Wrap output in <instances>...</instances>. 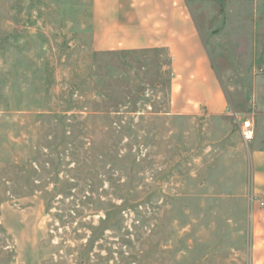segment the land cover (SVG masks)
Returning <instances> with one entry per match:
<instances>
[{"label":"rangeland","instance_id":"rangeland-1","mask_svg":"<svg viewBox=\"0 0 264 264\" xmlns=\"http://www.w3.org/2000/svg\"><path fill=\"white\" fill-rule=\"evenodd\" d=\"M187 4L221 114L171 110L166 53L98 44L94 0H0V264H264V0Z\"/></svg>","mask_w":264,"mask_h":264},{"label":"crops","instance_id":"crops-1","mask_svg":"<svg viewBox=\"0 0 264 264\" xmlns=\"http://www.w3.org/2000/svg\"><path fill=\"white\" fill-rule=\"evenodd\" d=\"M97 43L163 50L170 63V109L224 113L228 98L187 0H94ZM254 186L264 194V150L252 154Z\"/></svg>","mask_w":264,"mask_h":264},{"label":"built area","instance_id":"built-area-1","mask_svg":"<svg viewBox=\"0 0 264 264\" xmlns=\"http://www.w3.org/2000/svg\"><path fill=\"white\" fill-rule=\"evenodd\" d=\"M236 118L239 121L243 138L246 141L251 140L255 133V127L253 121L250 118L242 119L238 115H236ZM253 201L258 202L261 206H264V201H260L258 198L256 199L254 198Z\"/></svg>","mask_w":264,"mask_h":264}]
</instances>
